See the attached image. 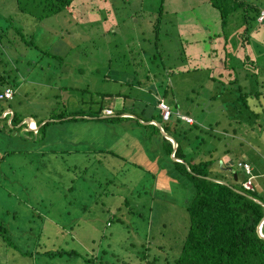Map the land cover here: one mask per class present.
Returning a JSON list of instances; mask_svg holds the SVG:
<instances>
[{
    "label": "rangeland",
    "instance_id": "obj_1",
    "mask_svg": "<svg viewBox=\"0 0 264 264\" xmlns=\"http://www.w3.org/2000/svg\"><path fill=\"white\" fill-rule=\"evenodd\" d=\"M125 1L73 0L69 9L28 22L14 13L13 0H0V15H9L24 27L35 48H25L11 30V41L0 39V73L7 81L0 88L7 85L13 91L1 107L10 102L21 121L35 122L39 117L45 120L61 101L69 109L86 110L89 97L95 101L107 93L111 96L103 103L114 101V110L122 104V93L153 101L160 99L158 92L167 91L168 101L176 104L174 110L190 115L203 129L199 135L217 148L200 154L212 159L211 170L228 178V172L234 173L235 181H240L245 176L236 163L247 162L257 174L251 178L255 193L264 199V126L249 130L253 119L230 108L236 104V93L224 89L219 94L223 87L211 81L217 73L225 74L218 66L223 36L233 57L240 59L244 51L247 59L263 65L264 49L257 53L254 48L261 30L250 29L254 41L242 46L240 19L229 16L220 28L218 13L206 0ZM244 1L264 10V0ZM133 10L138 14L130 15ZM261 37L264 42V30ZM41 52L58 55L60 62ZM232 59L228 57V62ZM241 66L251 70L247 63ZM259 101L264 108V98ZM131 102L124 98L123 104L132 109ZM224 102H229L228 110ZM133 103L135 111L140 103ZM231 113L235 118L228 117ZM127 116L131 119L50 122L42 137L28 133L24 124L11 127L8 118L0 117V222L14 246L0 239V264H87L84 258L90 259L89 264H145L139 259L141 252L143 258L154 259L153 264H164L177 254L186 232L183 206L191 186L183 188L171 166L168 173L158 170L162 153L151 154L154 136L146 133L147 128L142 133L139 124L144 123ZM263 117L264 111L257 122ZM237 120L240 124H235ZM208 130L217 142L206 136ZM103 150L115 155L104 152L102 165L89 163ZM224 161L227 171L220 170ZM111 184L124 186L116 190ZM109 187L111 194L98 195ZM136 190L144 193L135 197ZM125 195V203L137 206L141 216L136 211L128 218V206H119ZM118 216L124 226L111 220ZM263 222L264 217L260 227ZM144 232L147 240L142 238ZM71 249L74 254L68 255ZM56 250L61 253H45Z\"/></svg>",
    "mask_w": 264,
    "mask_h": 264
},
{
    "label": "trees",
    "instance_id": "obj_2",
    "mask_svg": "<svg viewBox=\"0 0 264 264\" xmlns=\"http://www.w3.org/2000/svg\"><path fill=\"white\" fill-rule=\"evenodd\" d=\"M72 1L73 0H13L16 11L14 13L22 14L24 17L28 18V22H39L66 8L69 9ZM206 2L212 9L217 11L220 28L226 26L229 16L240 19L241 23L239 25V30L241 31L239 32L244 34L243 36L239 35V39L243 41L242 46L245 45L244 43L248 44L249 42L254 41V38L248 35L250 29L252 30L254 28V32L261 30L262 36L264 30V18L260 22L256 20L259 12L263 10L262 8L248 4L244 0H206ZM125 3L129 2L126 0ZM158 3L159 5L155 10L156 13H158L157 17H159L158 15H160L161 10V2L159 1ZM135 10L131 11L129 14L133 16L137 15L138 13H136V11L138 10ZM237 11L238 15L234 16ZM14 20L15 19L9 15H0V39L4 37L6 42L11 41L8 36V31L11 30L12 35H17L19 41L25 48L35 50L33 43L27 38L30 34L25 32L24 27L14 22ZM157 21H159V18H157ZM253 24H256V27L253 26ZM155 25L152 30L154 37L156 36V28L154 29ZM258 36H255V38ZM261 36L258 37V43H256V47H254L257 49V53L261 50L260 48L264 49V42L261 40ZM225 39L226 37L223 36L224 41L221 47L222 59L220 58L218 61V66L220 64V70L225 74L217 73L215 77H211V81L218 82L223 87L219 94L223 92L224 89L229 91L233 90L236 93L235 98L233 99V102H236V104L230 106V108H234L233 113L238 112L240 113V116H244L246 119H253L247 124L249 130L255 126L262 128V125L264 126V117L258 122L257 119L259 118V115H261V112L264 111V108L259 101L261 98H264V74L262 73L264 72V60L262 61L263 65H257L254 60L247 59V54L243 53L244 51L242 52V56L239 57L240 59L233 57L232 54L228 53L231 49L227 47ZM180 53L181 51L179 54ZM40 55L51 57L60 62V57L58 55H53L48 52H41ZM228 57L229 59L231 57L233 58L231 63L228 62ZM244 63H247V65L251 67V70H246L245 67H242L241 64L243 65ZM3 84H7V81L5 80V75L0 73V85ZM225 85L229 86V88L227 89V86ZM4 87L8 86L6 85ZM1 89L2 88H0V91ZM62 89L72 90L74 87H62ZM145 91H147V93H152V91H148L147 88ZM157 94H160V99L158 98L159 100L154 99L153 101H148L144 98V95L131 96L128 93H122L120 95L123 99H131L132 109L126 108L122 103L114 108L112 114L108 116H105L103 115L104 113H102V110L107 106V104L103 103L104 98L111 96L107 93H102L100 96H97V101L91 100L89 102V100L92 99V97H89L88 104L97 105L96 109H93L90 106H87L86 110L83 108L69 109L65 106V103L61 101L56 104V107L50 109L45 120H43V117H39L35 122L31 119L35 130L33 132L28 131V133L33 135L38 134V137H42L44 134V127L50 122L85 121L88 119L112 121L116 119H131L127 114L133 115L132 119L144 123L139 124L136 122V124H139L142 127V133L146 131L145 129L147 128L149 131H146V133L150 136H154L156 143L153 142V147L150 150L151 154L155 156L159 152L162 153L160 164L157 166L158 170L168 173L171 172L168 166H171V170H173L175 175L180 177H178V182L181 183V186H183V188L185 185L189 187L188 184L191 186V193L183 206L188 218L185 229L186 232L181 242H179L177 254L164 264H264V238H261L256 232L260 219L264 217V199L259 198L256 195L251 179V187L249 189L242 186V182L246 178L245 174L243 179L241 178L240 181H235L237 176L234 173L228 172V178L211 170L213 165L212 159H202V156L200 155L205 153L209 154L211 150L212 152L215 151L213 148L209 147V139L207 138V140L204 136L199 135L202 133L203 129L197 126V123L194 120L187 125L173 115L172 111H174L176 104L172 105L171 102L168 101L167 91L164 93L158 92ZM118 95L119 94L116 96ZM211 98H215V96H212ZM160 100L167 104L170 103L169 106L171 113L168 114L165 121L160 120L159 111L156 109V105ZM1 101L4 100H0V102ZM135 101H138L140 104L137 107V110L135 109V111H133V102ZM226 103L229 104V102H224V109H227L225 106ZM7 105V107L3 108L0 105V114L5 108L11 109L10 102H8ZM233 113L228 117L236 116V114ZM4 117L8 118L7 124L11 127H14L16 124L18 125L21 121L18 113L12 109L11 114H4L3 118ZM151 122L157 123L160 131L174 140L176 144L174 149L172 148L171 142L163 139L160 136L158 129ZM238 123L240 124L239 121L235 122V124ZM20 124H24L25 127V123ZM181 125L185 126L182 127ZM241 126L245 125H239L238 127ZM27 127L33 129L30 122ZM190 131L192 134H189ZM220 131L221 133H226V130L223 128H221ZM231 132L235 133L233 128L231 129ZM206 136L210 137L215 142L218 141V138L216 136L213 137L209 130ZM104 152L115 155L112 150H103V152L99 151L98 155H94V158L90 157L89 163L93 162L102 165L103 162L101 157L103 156H100V154ZM223 154H225V151ZM119 159L121 161V158ZM122 162H124V159H122L121 163ZM134 164L142 167L135 162L131 165ZM220 170L227 171V167H222ZM118 171L119 169L116 170V172ZM232 178H234L232 184L227 182V180L231 181ZM111 185L114 186H112L113 188L116 187V190L119 189V187L121 188L124 186L122 184ZM109 189L110 187L100 189L98 195L105 196L111 194ZM140 192L143 191L136 190L134 193L135 197H140ZM125 198L126 195L122 196V204L119 203V206H128L127 212L129 218L130 216H134L139 208L133 205L129 206L125 203ZM254 199L261 203L254 201ZM136 215L141 216V213L137 211ZM111 220H115L123 226L125 225L124 220L120 216ZM107 224L108 222H106V225ZM261 234L264 235V222L261 226ZM143 237L147 240L148 237L146 232L142 235V238ZM0 239L5 245L11 248L14 247L1 222ZM141 242H143V240H141ZM128 245L131 246L132 242H128ZM143 249H146V247ZM45 253L49 256H54L59 255L61 252L56 250L46 251ZM67 254H74L73 250L71 249L67 251ZM142 254L143 252H141L139 259L144 260L143 262H145V264L154 263V259H145ZM89 261V258H84L82 260V262L87 264H89Z\"/></svg>",
    "mask_w": 264,
    "mask_h": 264
},
{
    "label": "built area",
    "instance_id": "obj_3",
    "mask_svg": "<svg viewBox=\"0 0 264 264\" xmlns=\"http://www.w3.org/2000/svg\"><path fill=\"white\" fill-rule=\"evenodd\" d=\"M264 18V10H261L259 12V15L257 16V21H261ZM12 94L13 91L10 87H4L1 91H0V100H9L12 98ZM156 109L159 111V117L161 121H165L168 114L171 113V109L169 104L163 102V101H159L156 105ZM173 115L180 121H183L184 123L190 124L192 121V119L183 114L180 113L177 110L172 111ZM7 111H2V113L0 114L1 116H3L4 114H6ZM105 116L111 115V109L106 108L104 110V114ZM237 166L243 170V173L246 175V178L244 179V181L242 182V186L244 188H250L251 184H250V179L253 178V175L251 173V167L249 166V164L245 161H237Z\"/></svg>",
    "mask_w": 264,
    "mask_h": 264
},
{
    "label": "crops",
    "instance_id": "obj_4",
    "mask_svg": "<svg viewBox=\"0 0 264 264\" xmlns=\"http://www.w3.org/2000/svg\"><path fill=\"white\" fill-rule=\"evenodd\" d=\"M183 55H184V53H183ZM2 89H3V87H2ZM1 89V90H2ZM98 97H96V99H95V101H97L98 99H97ZM92 99H90L89 100V102L91 101ZM124 102V99H122V103ZM108 105H110V104H107V106H106V108H108V109H111L112 111H113V107L112 106H114L115 105V103H114V101H112V104L110 105V106H108ZM123 105H125V107L127 106L126 104H123ZM88 106H90V107H92L93 109H96V108H94V106H96L95 104H93V105H91V104H88ZM6 110H7V113H10V111H11V109H9V108H5V109H3V111H5L6 112ZM181 113H183V112H181ZM11 114V113H10ZM185 115H187V116H189L190 117V115H188L187 113H184ZM191 119H192V117H190ZM25 119H27V118H25ZM31 120V119H30ZM192 120H194V119H192ZM195 121V120H194ZM27 131V130H26ZM224 134H226V133H224ZM209 147H211V145H209ZM212 147H213V145H212ZM211 147V148H212ZM215 149H217L216 147H215ZM214 148H213V150H215ZM212 151V150H211ZM225 150H223V151H221V154H223V152H224ZM214 152V151H213ZM223 156H224V154H223ZM238 161H239V159H238ZM227 161H224V163H225V166L224 167H227V163H226ZM221 164H222V161H221ZM250 166V165H249ZM252 170H254L255 171V169L254 168H251V173H252ZM244 174V173H243ZM253 176H256L257 174H252ZM234 178H235V176H234ZM234 178H232V180L234 181ZM231 180V181H232Z\"/></svg>",
    "mask_w": 264,
    "mask_h": 264
},
{
    "label": "water",
    "instance_id": "obj_5",
    "mask_svg": "<svg viewBox=\"0 0 264 264\" xmlns=\"http://www.w3.org/2000/svg\"><path fill=\"white\" fill-rule=\"evenodd\" d=\"M26 122H28V119H24ZM157 129H158V131H159V134H160V136L163 138V139H165V140H169L170 142H171V144H172V148L174 149L175 148V146H176V144H175V142H174V140H172L169 136H166L165 134H163L161 131H160V129H159V126H158V124L157 123H154V122H151ZM35 130V129H34ZM172 156V155H171ZM172 158H173V156H172ZM254 201H256V202H258V203H261L260 201H257V200H255L254 199ZM262 219H263V217L260 219V221H259V223H258V225H257V228H256V231H257V233L260 235V237L261 238H264V235H262L261 234V232H260V224H261V222H262Z\"/></svg>",
    "mask_w": 264,
    "mask_h": 264
},
{
    "label": "clouds",
    "instance_id": "obj_6",
    "mask_svg": "<svg viewBox=\"0 0 264 264\" xmlns=\"http://www.w3.org/2000/svg\"><path fill=\"white\" fill-rule=\"evenodd\" d=\"M10 113H11V111H10ZM6 114H7V113H6ZM0 117H2V116L0 115ZM29 120H30V119H29ZM29 120H28V122H26L25 120H22L20 123H25V125H26V126H25V130H27V131H32V130H33V131H34V129H35L34 124H33V122H32L31 120H30V121H29ZM7 121H8V120H7ZM29 122L32 124L33 129H30V128L27 127ZM259 230H260V232H261V227H260Z\"/></svg>",
    "mask_w": 264,
    "mask_h": 264
}]
</instances>
